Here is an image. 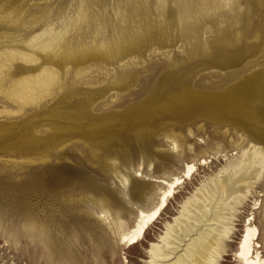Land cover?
Segmentation results:
<instances>
[{
	"label": "rangeland",
	"instance_id": "rangeland-1",
	"mask_svg": "<svg viewBox=\"0 0 264 264\" xmlns=\"http://www.w3.org/2000/svg\"><path fill=\"white\" fill-rule=\"evenodd\" d=\"M215 225L216 264L246 226L264 264V0H0V264H160Z\"/></svg>",
	"mask_w": 264,
	"mask_h": 264
},
{
	"label": "bare ground",
	"instance_id": "bare-ground-1",
	"mask_svg": "<svg viewBox=\"0 0 264 264\" xmlns=\"http://www.w3.org/2000/svg\"><path fill=\"white\" fill-rule=\"evenodd\" d=\"M253 151L255 150L250 149L246 155L244 153L245 157L241 159L242 161L234 167L229 175L221 178L218 184L215 183L216 181L214 182L216 184V192L223 193L227 198L233 193L235 194L237 191L235 187L237 183L253 178L254 172L251 168L258 159V156H256ZM191 170L192 165L187 164L180 177H173L170 181L161 180L162 187L160 188L156 203L151 208L144 211L139 210L137 212L133 226L120 236L121 243L132 245L142 239L145 230L159 217L161 211L167 204L168 198L172 197L177 185L190 175ZM218 209L211 210L210 214L212 217L208 218L210 221L218 220L220 217L222 219L223 216L220 215ZM199 212H201V216H206L202 210H199ZM205 220L207 219H204V221ZM219 222L222 223V221ZM167 226L169 227V225ZM208 229H202L195 233V238L187 244L184 243L185 246L181 249L182 252L180 253H177L176 249L180 246L182 240L177 241L175 247H170L171 252L160 251L161 248L156 244L152 245L149 252L155 258L154 261L160 262V264H216V258H218L216 248L222 243V236L224 235L223 233L225 230L222 226L217 225L208 227ZM255 237V228L252 226H246L238 242L237 252L235 253V257L241 262V264H263L253 248V243L256 239ZM151 261L154 262L153 259Z\"/></svg>",
	"mask_w": 264,
	"mask_h": 264
}]
</instances>
